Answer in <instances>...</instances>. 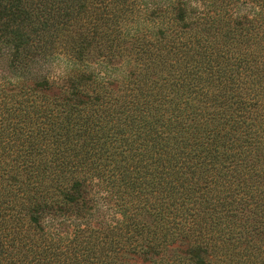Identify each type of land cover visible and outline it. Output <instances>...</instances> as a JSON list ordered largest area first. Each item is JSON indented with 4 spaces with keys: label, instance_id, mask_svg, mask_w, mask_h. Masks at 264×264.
<instances>
[{
    "label": "trees",
    "instance_id": "trees-1",
    "mask_svg": "<svg viewBox=\"0 0 264 264\" xmlns=\"http://www.w3.org/2000/svg\"><path fill=\"white\" fill-rule=\"evenodd\" d=\"M0 264H264V0H0Z\"/></svg>",
    "mask_w": 264,
    "mask_h": 264
}]
</instances>
